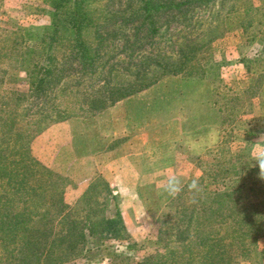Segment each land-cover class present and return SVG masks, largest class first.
<instances>
[{
  "label": "rangeland",
  "instance_id": "obj_1",
  "mask_svg": "<svg viewBox=\"0 0 264 264\" xmlns=\"http://www.w3.org/2000/svg\"><path fill=\"white\" fill-rule=\"evenodd\" d=\"M107 1L97 0L95 5L100 7V4H105ZM173 2V4L180 3L181 8L158 16V30L156 34L147 37L149 41L141 52L145 53L144 55L158 54L160 57H165L186 49L187 45L194 46L195 61L188 63L191 74L185 73L187 70L185 69L176 74L164 75L162 78L202 79L204 84L211 87L212 108L216 112H211L210 119L213 128L218 130V136L212 147H201L198 152L190 151L185 146L186 139L191 137L196 141L206 140L207 131L210 129L203 132L204 125L194 126L197 120L188 118L186 127H182L189 130L184 136L181 135L185 141L181 142V139L175 141V148L169 153V150L165 149L167 155L163 160L158 159V162L167 163L172 160L171 154L176 156L173 169L165 170L163 173L169 177L178 176L182 191L188 189L187 185L193 179H198L199 198L201 200L204 198L205 206L208 204L215 206L216 211L211 215V220L208 213L200 209L198 210L202 212L200 217H187L188 211L183 208L197 209L200 207V202L191 203L190 201L196 198L188 200L186 193H182L183 198H178L179 200L175 199L176 196H170L164 190L167 181L156 182L157 188H152L151 191L156 190L157 196L150 199L146 197L149 191L145 189V183L153 182L152 180L161 176L163 169L161 165H158L160 169H155L157 166L153 163L156 162L157 154L148 152V162H153L149 165L152 171L147 177L146 175L142 177L139 183V186H144L142 189L138 187L137 191L143 192L144 198H136L140 202L137 212L133 211L135 208L129 201L127 202L126 197H120L121 181L108 180L114 195L116 193L118 195L116 203L122 210L124 234L129 236L130 241L123 238L125 236L111 238L107 242L112 250H93L89 259L81 256L64 264H139L157 253L167 261V264L170 262L184 264L185 260L187 264H227L228 257L231 264H264V210L262 213L254 212L259 202L264 200V180L258 177V168L249 167L248 164L250 154L257 146L256 142L260 138L264 140V0H173ZM189 2L190 6H187ZM113 6L116 7V4ZM187 7L189 11L185 12ZM54 10L49 0H0V45L9 48L13 46L14 38L22 34L25 28L48 25L50 20L48 14ZM127 32L131 34L133 29H128ZM8 33H12V36L7 37ZM85 34V38L91 44L92 33ZM116 43V47L112 46L119 48V42ZM106 50L99 52L94 63L97 67L104 66L102 75H94V72L88 70L80 75L77 66L76 71L67 72L63 81L61 80L65 90L53 93L58 94V103L63 108H67L72 117L94 115L86 105L89 98H97L94 104L102 105L104 109L114 103L116 93H110L113 97H107L106 86L103 85L108 68L112 67L116 74H124L123 79H133L132 73L137 67L135 64H129L131 59L124 58L123 55L110 56L112 55L109 53L110 46ZM111 51L115 52L113 49ZM58 52L62 53L61 50ZM118 62L122 64L116 65ZM36 64L41 65L42 59H36ZM63 64L62 62V67ZM6 65V62H0V130L1 123L5 120L7 124L13 121L14 129L22 126L24 131H28L32 118L37 119V113H41L38 107L40 102L48 95L35 97L29 94L28 86L23 82V74L14 75L12 70L4 73ZM116 78L112 77L106 83L114 84ZM253 84L257 86V92L254 93H252L253 89L251 90ZM180 87L184 90L192 86ZM65 113L67 114L66 111ZM214 114L218 118L216 123L215 118L211 117ZM66 120L63 118L49 123L37 135L34 134L36 137L33 138L30 146L43 164L67 180L63 188L64 201L73 205L101 173L90 178L87 175L89 174L87 162H83L82 159L76 161L67 151L66 144L56 147L59 142L55 140L65 131L62 124ZM59 123L61 124L58 125ZM45 132V136L52 141L43 139ZM181 136L179 135L180 138ZM1 143L0 133V145ZM180 151L183 152L184 157L180 156ZM246 168L255 171L243 172ZM208 171L216 181L205 180ZM222 180L227 181L230 186L226 192L220 191ZM95 182L97 183L98 180ZM238 184L242 186L240 185V189L236 190ZM101 188L97 186L92 192H97ZM206 193L209 195L205 196ZM221 194L223 196L219 197ZM99 196L102 198L103 193ZM195 196L196 193L193 194V197ZM235 199L237 216L230 208L231 200ZM113 203L114 201L109 200L104 207L105 214L111 213ZM146 203H149L148 206L151 208L149 214L141 210L147 205ZM261 210L260 207L256 211L261 212ZM248 222L255 223L253 226L255 232L252 231L253 227L246 225ZM187 226L199 232L190 231L189 234L192 232L198 235L197 237L203 238L204 244L200 246L196 237V240L193 238L190 240L188 248L189 240L185 241L184 235L177 238V231ZM232 227L238 228V235L236 241L230 245L234 236L227 234L228 229ZM127 245L129 248H126ZM224 245L226 248L222 253L220 249ZM206 254L208 258L204 261Z\"/></svg>",
  "mask_w": 264,
  "mask_h": 264
},
{
  "label": "trees",
  "instance_id": "obj_2",
  "mask_svg": "<svg viewBox=\"0 0 264 264\" xmlns=\"http://www.w3.org/2000/svg\"><path fill=\"white\" fill-rule=\"evenodd\" d=\"M49 1L55 10L48 14L50 18L48 25L25 28L22 34L14 38L13 46L9 48L0 45V62L7 64L4 73L12 70L14 75L23 74V82L27 84L29 94L35 97L48 95L40 102L38 107L41 113H37V119L32 118L28 131H24L22 126L14 129L13 121L7 124L4 120L1 123L0 264H64L81 256L89 259L93 250H112L107 242L111 238L125 236L123 238L130 241L129 236L124 234L122 210L116 203L118 195L117 193L114 195L107 179L97 175L94 179V182L98 180L97 183L95 182L96 185L93 182L73 205H69L65 203L63 196V188L67 180L43 164L31 149L30 145L35 135L49 123L63 118L68 119L71 116L67 108H63L58 103V94H53L65 90L62 79L66 73L76 71L75 67L78 66L80 75L85 74L87 70L94 72V75H102L104 66L97 67L94 63L99 52L107 51L106 48L110 46L109 53L112 54L110 56L123 55L124 58L131 59L129 64H135L137 67L132 73V80L123 79L124 74H116L112 67L107 69L103 85L106 86L107 97H113L110 93H116L113 100L115 102L155 84L164 75L176 74L185 69H187L185 73L191 74L188 63L195 61L193 52L195 48L191 44L187 45L186 49L165 57H160L158 54L144 55L145 53L141 52L149 41L147 37L156 34L158 30V16L181 8V4H173V0L169 2L108 0L105 4H100V7L95 5L97 0ZM114 4L116 7L113 6ZM92 5L93 8L90 7ZM186 5L190 6V2ZM188 11L187 7L185 12ZM128 29H133V32L129 34ZM163 31L164 29L161 31L162 34ZM85 33H92V45L85 38ZM11 36L12 33H8L7 37ZM116 42H119V48L112 46L116 47ZM59 50L62 53L58 52ZM36 59H42V64H36ZM121 64L122 62L116 63V65ZM112 77H117L114 84L106 83ZM256 88L257 86L253 84L252 93L257 92ZM96 101L97 98H89L86 103L87 108L92 110L94 115L104 109L102 105H95ZM251 171L255 170L246 168L243 172ZM204 178L208 181H216L209 171ZM222 181L221 184L219 183L220 191L226 192L230 186L227 181ZM240 185L235 187L236 190L240 189L239 187L242 186ZM97 186L102 187L101 190L92 192ZM101 193H103L102 198L99 196ZM182 193L187 194L188 200L196 198L195 203L200 202V207L197 209L183 208L188 211L187 217H200L201 211H206L209 219H212L211 215L215 213L216 208L210 204L205 206L204 198L203 200L199 198V192L183 189L175 199L183 198ZM194 193H196L195 197H193ZM206 194L205 196L209 195ZM222 196L223 194L219 195ZM109 200L114 203L113 210L107 215L104 207ZM236 201V199L231 200L230 208L237 216ZM174 202L175 200L172 203ZM260 207L261 212L256 211ZM199 209L201 211H198ZM263 210L264 200L259 202L254 212L262 213ZM254 224V222L246 223L250 227L255 226ZM190 231L195 230L187 226L178 230L176 236L178 238L184 235L183 239L189 240L188 248L192 238L193 240L198 238L200 246L204 244L203 238L197 237L198 235L192 232L189 234ZM237 231L236 227L228 229L227 236H234L230 245L236 241ZM252 231L255 232L254 227ZM195 233L199 232L195 231ZM126 248H129V245ZM224 248L225 245L220 249L222 253ZM90 252L91 254H87ZM207 254L204 256V261L208 258ZM229 261L228 257L226 263L231 264ZM139 264H167V261L157 253ZM184 264H187L186 260Z\"/></svg>",
  "mask_w": 264,
  "mask_h": 264
},
{
  "label": "crops",
  "instance_id": "obj_3",
  "mask_svg": "<svg viewBox=\"0 0 264 264\" xmlns=\"http://www.w3.org/2000/svg\"><path fill=\"white\" fill-rule=\"evenodd\" d=\"M180 86L192 87L183 90ZM212 107L211 87L202 79L162 78L148 88L115 101L93 116L67 119L62 124L65 131L55 140L59 142L56 147L66 144L67 151L76 161L82 159L87 162L90 178L101 173L107 180H120V197H126L135 208L133 211L137 212L140 202L136 198H144L143 192L137 191L138 187L142 189L144 186H139V183L152 171L149 165L153 162H148V152L157 154L153 163L157 166L155 169H160V165L163 167L161 176L145 183V189L149 191L146 197L150 199L157 196L156 190L151 191L157 188L156 182L169 178L163 172L173 169L176 164L173 154L170 162L159 163L158 159L163 160L167 155L165 149L169 153L175 148V141H185L182 136L189 130L182 127H186L188 118L197 120L194 126L204 125L203 132L213 128L210 114L216 111ZM177 112L184 114L178 115ZM212 116L216 123L217 116ZM45 135L46 132L43 134L45 141H52ZM179 154L185 156L181 151ZM146 204L141 210L149 214L151 208L149 203Z\"/></svg>",
  "mask_w": 264,
  "mask_h": 264
},
{
  "label": "clouds",
  "instance_id": "obj_4",
  "mask_svg": "<svg viewBox=\"0 0 264 264\" xmlns=\"http://www.w3.org/2000/svg\"><path fill=\"white\" fill-rule=\"evenodd\" d=\"M218 136V130L215 128H211L207 133L206 141H196L191 137H188L185 141V146L189 148L190 151L198 152L201 147H212L216 142ZM257 146L253 149L250 154V159L248 161L249 167L258 168V177L261 180H264V140L261 138L256 142ZM187 188L189 191H200V186L198 179H193L188 185ZM164 190L170 196H177L181 191V180L178 176L172 175L168 178L166 184L164 185ZM191 203H195V199L190 201Z\"/></svg>",
  "mask_w": 264,
  "mask_h": 264
}]
</instances>
